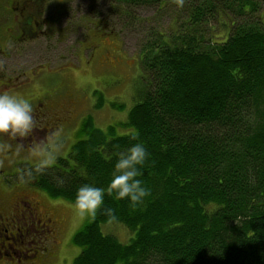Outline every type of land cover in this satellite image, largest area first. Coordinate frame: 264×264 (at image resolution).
Here are the masks:
<instances>
[{
	"label": "trees",
	"instance_id": "obj_1",
	"mask_svg": "<svg viewBox=\"0 0 264 264\" xmlns=\"http://www.w3.org/2000/svg\"><path fill=\"white\" fill-rule=\"evenodd\" d=\"M133 1L182 15L142 54L128 133L89 117L68 161L32 171L51 198L74 204L81 185H108L117 153L137 141L150 153L139 166L150 196L132 209L106 193L72 239L73 264H264V0ZM109 224L128 241L105 234Z\"/></svg>",
	"mask_w": 264,
	"mask_h": 264
},
{
	"label": "flooded vegetation",
	"instance_id": "obj_2",
	"mask_svg": "<svg viewBox=\"0 0 264 264\" xmlns=\"http://www.w3.org/2000/svg\"><path fill=\"white\" fill-rule=\"evenodd\" d=\"M0 1V92L20 94L33 107L28 135L0 134V264H54L68 217L60 208L63 199L38 187L32 171L60 168L81 140L92 116L76 109L88 102V84L79 87L76 81L79 75L87 81L95 69L114 68L108 57L120 51L119 31L114 20L111 28L107 21L112 16L119 22L120 11L113 4L105 12L104 3L93 0ZM71 58L78 67L68 64ZM57 61L58 67L50 66ZM105 101L102 92L91 105L97 109ZM33 146L37 152L55 149L56 158L34 154Z\"/></svg>",
	"mask_w": 264,
	"mask_h": 264
},
{
	"label": "rangeland",
	"instance_id": "obj_3",
	"mask_svg": "<svg viewBox=\"0 0 264 264\" xmlns=\"http://www.w3.org/2000/svg\"><path fill=\"white\" fill-rule=\"evenodd\" d=\"M93 1L99 4L104 3L105 12L107 7L109 5L112 7L113 4L115 5L113 8L119 9V22H117L118 18L116 19L111 16L107 24L111 28L113 20L115 21V29L119 31L120 53L117 52L114 58L111 56L108 57L114 68L104 70L95 69L93 71L94 74L90 75L87 81L81 75L78 76L76 83L79 87L88 84V87L84 88L87 89L85 91V97L88 98V102L83 101L76 109L79 114L82 112L86 115L90 114L95 125L103 131L107 132L110 127H113L116 130L115 133L120 135L121 133H128V130H125L122 125L128 120V113L136 103V92L138 89H142V78L146 76H143L144 74L142 72V54L148 49L155 36L159 37V40L155 41L158 44H160L161 40L166 39L167 34L170 33L171 26L175 22V18H180L179 15L181 16L182 12L178 13L176 11L177 7L173 3H169L164 11H159L152 3L138 5L133 0ZM260 10L264 14V1L260 2ZM129 11L131 14L127 15ZM110 15H112V12H110ZM105 25L104 28L106 29L107 26ZM214 31H218L216 26ZM106 42L109 43L110 41L107 40ZM59 64L60 62L57 61L55 64H50V66L58 67ZM68 64L76 68L80 63L78 59L71 58ZM102 92L106 98L105 105L102 102L100 103L102 106L100 107L99 104L98 108L95 109L91 104H94ZM85 97H83L84 100ZM111 100L114 103L110 106ZM90 106L93 111H90ZM40 170L44 171L43 169ZM30 193L44 201V198L35 194V192ZM62 203L65 206L63 205L60 208L63 209V212L68 217L69 227L61 248L56 251V253L58 251L59 253L58 259L54 264H73L81 250L73 244L72 239L90 220L81 216L74 204L65 200H62ZM102 230L105 234L117 237L122 243L128 241L129 230L121 224L104 225L102 226ZM48 243L46 242L45 245L47 246ZM54 250L50 249L51 252Z\"/></svg>",
	"mask_w": 264,
	"mask_h": 264
},
{
	"label": "clouds",
	"instance_id": "obj_4",
	"mask_svg": "<svg viewBox=\"0 0 264 264\" xmlns=\"http://www.w3.org/2000/svg\"><path fill=\"white\" fill-rule=\"evenodd\" d=\"M33 128V107L30 100L20 94L0 92V134L26 136ZM138 132L132 133L136 140ZM34 154L43 155L45 159H55V149L41 148ZM148 152L143 141L131 144L125 151L116 154L114 170L111 180L106 187H97L93 184H83L77 188L74 206L81 216L89 220L95 219L97 211L104 205L105 194L114 199L127 200L132 209L145 202L150 196V189L144 185L139 177L143 165L148 159ZM43 167V163L38 165ZM111 220H115V212L111 208L104 209Z\"/></svg>",
	"mask_w": 264,
	"mask_h": 264
}]
</instances>
